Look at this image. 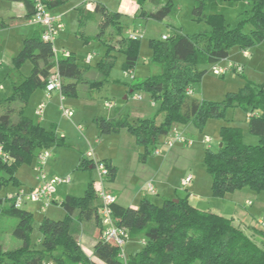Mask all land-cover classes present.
Segmentation results:
<instances>
[{
    "label": "trees",
    "instance_id": "trees-1",
    "mask_svg": "<svg viewBox=\"0 0 264 264\" xmlns=\"http://www.w3.org/2000/svg\"><path fill=\"white\" fill-rule=\"evenodd\" d=\"M12 1L24 2L26 20L29 21L35 13L33 1L1 0V3ZM43 1L50 9H55L70 0ZM147 1L137 0L139 9L136 17L147 16ZM151 1L158 7L150 15L164 20L171 12L172 1L165 4H160L159 0ZM225 1L246 2L249 5L236 27H231L223 14H205L207 0H196L193 13L210 24V32L195 37L177 32L169 35L167 40H150L152 61L160 65L162 71L142 82L133 83L130 89L132 92L147 91L159 104L154 117L137 121L129 116L94 119L104 133L127 129L143 149L140 158L146 162L152 153L151 147L157 146L175 124L193 121L203 126L210 118L224 117L227 109L233 107L251 111L248 130L259 138L257 144L245 143L240 127L223 125L220 129L223 145L217 151L207 149L205 152L204 163L212 176L214 197H224L243 188L264 193V84L250 81L239 91L229 93L223 102L199 100L187 94L188 88L193 89L192 83L201 81L205 76L207 69L203 66L226 60L235 47L248 51L264 42V0ZM78 10L81 11L82 28L89 20L99 17L101 31L98 37L114 47L103 37L108 28H115L113 30L120 35V18L124 14L108 10L102 3H97L93 14L81 6ZM140 40H121L126 54V70L133 69L138 63L135 50ZM54 56L52 44L43 40L42 28L38 26L30 37L23 40L21 51L13 58L15 67L21 68L30 60L33 68L21 83L13 85L11 96L0 100V111L4 110L0 112V144L9 155L7 162L0 159V190L11 183H18L15 174L19 165L31 163L44 149L66 145L64 138L56 137L52 131L23 115L32 94L39 88L45 89L51 70L58 67L65 95H77L79 83L94 89L105 81L85 77L89 67L77 62L72 53L59 55L57 62L51 61ZM113 64L110 53L98 62L105 79ZM104 161L110 169L108 179L114 180L117 167ZM82 164L94 168L92 162L85 158ZM61 205L66 211L63 219L47 216L42 219V247L37 249L30 244L33 213L15 207L7 197H0V212L18 219L13 235L22 241V245L14 249L5 250L0 245V264H45L48 261L54 264H99L85 253L77 234L81 224L92 223L100 232L103 229L100 217L102 201L94 183L89 184L83 196L68 195ZM111 208L119 224L127 229L129 238L140 239L145 244L124 261L119 257L120 249L116 245L99 239L94 246V254L105 264H264V227H241L232 218L201 210L190 203L188 193L178 192L174 199H165L161 204L143 198L137 208L115 201Z\"/></svg>",
    "mask_w": 264,
    "mask_h": 264
},
{
    "label": "rangeland",
    "instance_id": "rangeland-1",
    "mask_svg": "<svg viewBox=\"0 0 264 264\" xmlns=\"http://www.w3.org/2000/svg\"><path fill=\"white\" fill-rule=\"evenodd\" d=\"M84 1L92 2L89 0H70L62 8V12L69 11L62 13L65 29L55 42V46L61 53L60 55L63 56L72 53L77 62L91 67L93 72H100L98 62L110 53L112 59H114V64L110 69L109 75L103 84L93 89L89 98L82 91L78 96L65 95V104H69L73 109L74 115L72 119H68L62 114L60 110V95L57 92L50 99L43 97L42 93L31 97L25 109L27 115L31 116L35 121H39L41 116L37 114L36 109L40 104V100L43 99L42 101L46 102L45 116L55 121L59 128L62 127L60 128L62 131L68 133L66 145H56L50 148L53 157L44 166L45 172L49 176H70L72 179L70 183H62L57 186L55 196L58 202L60 199H65L67 195L83 196L90 183H94L95 186L100 185L97 171L90 169L89 166L86 167L81 161L82 158H86L87 151L92 147L96 156V149L98 148L100 155H112V159H115L114 166L121 168L118 184L120 185V189L125 188L127 191L125 192L126 194L131 192L134 185L139 183V180L145 177L148 172L154 174L156 171L162 177V181L167 182V187L173 188V194L170 196V199H174L177 196V189V193H186L185 188L179 185L184 177L192 174L194 178L191 184L195 186L196 193L200 194V198H196L197 200H195L196 194L193 193L195 190H190L192 191L190 198L193 203L199 202V207H211L212 209L216 207L217 209H222V207L225 208L224 206H227L228 208L227 200L236 198L242 206L245 205L244 203L247 199L252 200L253 205H247L246 207L249 210L254 208L255 203L264 199V193L260 195L257 191L243 188L228 193L227 199L214 197L212 195V176L204 163V156L207 149L217 151L220 148L222 143L220 129L223 125L240 127L244 132V141L247 144H257L259 142V138L250 134L248 130V116L251 114V111H247L242 107H233L227 109L224 117L210 118L205 121L203 126H199L193 121L179 124L176 130L187 139L192 140V144L187 145L179 142L173 147H168L165 141L169 135H166L157 146L151 147L152 153L147 157L149 160L148 163L140 158V153L143 152L142 148H138L137 155L134 153L132 146L127 141L126 136L128 134L125 133L126 131L122 129L119 132L108 134L102 132L99 127L97 129L95 126L96 123H94L96 117L114 119L120 116H129L134 121L140 119L135 113L139 112V108L149 101V93L145 90L131 92V85L142 82L146 78L157 75L162 71V67L152 61L153 50L150 47V40H163L164 35H172L177 32L195 37L212 30L208 22L200 20L194 15L193 10L196 5V0H159L160 4L172 1L171 12L162 21L150 15V12H153L158 5L148 0L145 4L147 11L146 17H136L130 13L124 14L120 18V25L122 27L120 35L113 30L115 28H108L106 30L103 38L112 42L114 47L109 46L98 37L101 31L98 26L99 17L89 20L85 29L80 25L81 11L77 9V5ZM123 1L126 2L129 9L133 7L130 0ZM112 2L109 3V7L112 5ZM248 8L246 2L207 0L204 11L207 15L223 14L231 27H236L242 20V14ZM136 27H139L142 32V38L135 50L138 56V63L133 69L126 70L124 68L126 54L121 47V40H129V30L136 29ZM33 29L34 27L25 25L19 27V29L8 30L0 34V61L2 62V66L0 67V86L2 85L4 87V89H0V100L6 99L13 94L12 77L15 75L20 76V74L24 77L31 73L33 68L32 62L28 60L21 68H17L13 62V55H18V36L22 33L28 34ZM261 44H257L248 50L252 54L250 59L247 60L241 55L245 64V71L242 74L230 71L221 77L213 72V66L216 63L203 66L207 69V72L201 81L192 83L194 93L191 97L199 100L223 102L229 93L239 91L248 82L255 81L253 83H261L264 79V44ZM90 54L93 55V59L87 61ZM132 75L135 76L134 80L132 79ZM134 96L141 97V99L136 100ZM107 102H110L112 107H107ZM152 102L157 105L156 101L152 100ZM158 105L157 107H150L148 109L149 117L156 115ZM2 111L4 110L0 112ZM79 125L83 128L82 131L78 129ZM55 131L53 129V133L58 134ZM97 132H99L98 134L100 136L98 139L102 143H94ZM207 137L211 139L210 143L205 142ZM88 141H92L91 144ZM156 147L162 150L161 154L157 155L154 153ZM168 153H171V156L165 166L162 167L163 158ZM39 154L31 163L19 165L15 174L18 178V183H11L2 188L0 190V197H7L19 185L30 187L36 184V176L39 173L38 167L40 165ZM107 159H109L108 161L111 160V158ZM146 163L147 165H145ZM133 172L140 173L136 180L130 179ZM115 179L109 180L107 178L105 185L109 186ZM152 183L157 187V184L155 185L153 181ZM158 186L162 189L163 196H154L152 200L154 203L160 204L165 197L166 191L164 184ZM58 202L57 204L55 203L56 207L52 208L54 211L62 210L63 217H59L63 219L65 217L64 208L60 209V207H57ZM23 209H29L34 213L30 244L32 248L40 249L42 247L40 242V238L42 237L40 224L42 219L48 216V214L40 211L37 205L33 203L25 204ZM11 220L12 226L15 227L18 219L11 217ZM2 241H4L5 247L10 249L22 245V241L16 237H13V243L8 244L5 238H2ZM124 247L125 253L128 255L131 252L141 250L143 244L138 239H129Z\"/></svg>",
    "mask_w": 264,
    "mask_h": 264
},
{
    "label": "crops",
    "instance_id": "crops-1",
    "mask_svg": "<svg viewBox=\"0 0 264 264\" xmlns=\"http://www.w3.org/2000/svg\"><path fill=\"white\" fill-rule=\"evenodd\" d=\"M109 1L110 2L114 1V2H112V5L110 7L108 6L109 3H110ZM130 1L133 4V7H131L130 9L127 7L126 2H124L123 0H94V2H86V1H84V2H81V3H79L77 5L78 6L77 9L81 6V7H84L86 11H88L91 14H93L95 12V10H96L97 3H102L110 11H118L121 14H128V13H130L131 15L134 16L138 12L139 5L136 2V0H130ZM66 4L65 5H62V6H59V7L55 8V9H50V10L52 12L58 13V14L65 13V12H67L69 10H66V11H63V12L61 10H62V8H64L66 6ZM248 7H249V5H248ZM26 15H27V9H26V6H25L24 2H22V1H12L10 3L2 4L1 3V0H0V34L1 33H4L5 31H8V30L10 31V30H13V29H19V27H22V26H25V25L34 27L33 31H31L30 33H28V34H23L22 33V34H20L18 36V41H17V46H18L17 48L19 50L18 53L22 49L23 40L25 38H27V37H30L34 33L35 29H37V27H38L37 25H31L29 23V21L26 20ZM83 29H85V27H83ZM136 29H140V28L139 27H136ZM130 30H135V29H130ZM130 30H129V33H130ZM141 35H142V32H141ZM141 38H142V36H141ZM262 44H264V42H262ZM233 49H231L229 57L226 60L221 61L220 63H224V61L231 60V61H233L235 63L241 64L244 67L245 64H244V60L242 59V56L245 59L248 60L252 56L251 52L248 51L249 55L248 56H245L243 54V49H240L239 47H235ZM60 54L61 53L59 52V55ZM90 55H92V54H90ZM13 56L15 57L16 55H13ZM55 59L56 58L54 56L51 59V61L52 60L53 61H56ZM92 59H93V55H92ZM41 64H43V63H41ZM244 71H245V67H244ZM25 77H27V76H24L23 77L22 74H20V76L19 75L18 76L15 75L14 77H12L13 85L14 84L21 83ZM85 77H87V78H89L91 80H94V81L106 80L105 79V76L103 75V73L101 71L100 72H97V71H94L93 72L92 69H91V67H89V69L86 71ZM0 79H1V75H0ZM253 82H255V81H253ZM261 83L264 84V79H263V81ZM82 85H84V86L82 87ZM0 89H4V87L1 85L0 86ZM81 91L83 93H85L86 96L89 98L91 96V93H92L93 89H91L90 86L87 85V84H81V83H79L78 84V93H77V95H74V96L80 95ZM39 93H42L43 97H47V93H46V90L44 88L37 89L32 94L31 97L36 96V95H39ZM193 93H194V88H193ZM148 97H149V101L145 105H142L139 108V112L135 113L136 116L139 117L140 119L150 118L149 117V111H148V109H150V107H157L156 104L153 105L154 102H152V98H151L150 94H148ZM42 100L43 99L40 100V104L42 102H44ZM67 105L70 106L69 104H67ZM37 109H36V111H37ZM23 115H24V117H27L30 121H32V122H34V123H36V124L44 127L47 130H50V131L52 130V132H53V129L56 130L58 132V134L54 133L56 135V137L64 138V143L67 144V139H68V135L67 134L68 133H66V131H62L60 129L62 127L59 128L57 126V124L55 123V121H53L52 119H50L48 116H45V108H44L42 114L40 115L41 117H40V120L39 121H35L31 116L27 115V113L25 112V110L23 112ZM178 125L179 124H175L174 125V129H176L178 127ZM95 126L98 129V126L96 124H95ZM123 131H126L125 133L128 134V135L125 134V135H127L126 136L127 137V141L129 143V145L132 146V148L134 150V153L137 155L138 148H140V147L137 145L135 137L133 135H131L127 129H123ZM98 133L99 132H97V134H95L96 140L94 141V143H100V142L102 143V141H100V139H98V137H100ZM88 142H89V144H91L92 141H88ZM96 152H97V157L99 159L107 160L108 161L109 159H107V158H111V160L109 162L114 166V160L115 159H112L113 158L112 155H107V156L106 155H100L99 154L100 150L98 148L96 149ZM138 154H139V152H138ZM170 154L168 153V154H166L164 156L163 162L161 164L162 167H164L165 164L168 162V160H169V158L171 156ZM81 161H83V158H82ZM146 162L148 163L149 160L147 159ZM147 163L145 165H147ZM90 169H94V168H91V166H90ZM138 174H140V173H136V172L134 173L133 172L132 173V176H130V179L131 180H133V179L136 180L137 177H138ZM120 175H121V168H118L117 167V173H116V177H115L116 179H115V181H113L109 186L106 185V188L112 194H114L116 196V202L119 203V204H121V205L128 206V207H133V208H137L138 205H139V203H140V201L143 198H148V199L152 200V197H154V196H160V197H162L163 196L162 195V189L158 186V185L161 186V184H164L165 191H166V193L164 195L165 197H164L163 201L165 199H170V196H172V194H173V188L172 187L171 188L170 187H167V182L162 181V179H161L162 177H160V175L156 171H155L154 174L151 173V172H148L145 177H143V178H141V180H139V183H137L136 185H134L133 189L128 194L125 193V192H127L125 190V188L124 189L123 188L120 189V185L118 184L119 183V180H120L119 179L120 178ZM125 176H127V175H125ZM36 178H37V176H36ZM152 181L155 183V185L157 184V187L154 186L155 187V191L154 192H148V190H147V184L149 182H152ZM38 185H39V180L37 179V182H36L35 185H32L30 187H25L24 185H19V187L16 188L12 192L17 191L20 188L33 189V188H36ZM181 185L182 184L180 183L179 186H181ZM95 187L97 188L98 186H95ZM187 187H185V190H186V193L189 194V201H190V203L192 205L198 207L201 210L213 211V212L219 213V214H221V215H223L225 217L232 218L235 221V223L238 224V225H240L241 227H250V226L255 227L256 225L259 226L258 222L260 220H264V199H262V200L258 201L257 203H255V207L254 208H251L250 210L246 206L248 205L247 202L248 201H252V200L247 199L245 201V203H244L245 205L242 206L241 203H239L238 199H236V198H234V199H228L227 200L228 208H227V206H224L225 208L222 207V209H217L216 207L213 208V209L211 207H199V205H198L199 202L198 203H193L192 200H191V198H190V194H192L191 193L192 191H190V190H195V186L192 185V184L191 185L189 184ZM177 190H176V194H177ZM56 193H57V191H56ZM193 193L196 194L195 195V200H197L196 198H200V194L196 193V190L193 191ZM260 195H262V193H260ZM227 196H228V194H226L222 198L223 199H227L228 198ZM63 200L64 199H60V201L58 202L57 197L54 196L53 203L45 211H42L41 204L40 203H33V202H28V203L36 204L37 207H38V209L40 211H42L43 213H47L48 214L47 217H50V218L56 219V220H60L59 218L62 219V217H63L62 210L54 211L52 207H56L55 206V203L57 204V202H58V206L57 207H60V209H63V207L61 205V202ZM28 203H26V204H28ZM28 211H30V210L28 209ZM31 213H33V212H31ZM64 214H66L65 213V210H64ZM59 216H62V217H59ZM77 226H78V224H77ZM85 226L87 227V229H86ZM14 228L15 227L12 226L11 217L10 216H7V215H3L0 212V238H1L0 239V245H2V247L5 250H8L10 248L5 247L4 241H2V238H5L7 240V242H8V244L9 243H13V237H15L13 235ZM77 234H78L79 242H80L83 250L85 251V253L93 261H95V262H97L99 264H105L102 261H100L95 256V254H94V246L97 243V241L99 239H101V232H100V230L94 224H92V223L81 224V226H80V232H78ZM40 242H41V238H40ZM141 242H142V244L144 246L145 242L144 241H141ZM139 251L140 250L135 251V252H131V253L128 254V256L129 255H132V254H136ZM45 264H54V263L52 261H48Z\"/></svg>",
    "mask_w": 264,
    "mask_h": 264
},
{
    "label": "built area",
    "instance_id": "built-area-1",
    "mask_svg": "<svg viewBox=\"0 0 264 264\" xmlns=\"http://www.w3.org/2000/svg\"><path fill=\"white\" fill-rule=\"evenodd\" d=\"M34 3L35 13L30 18L29 23L33 25L40 26L42 28V38L45 42L51 43L53 46V52L55 54V60L58 61L59 51L55 46V42L58 40L59 36L65 29V23L63 21L62 14L54 13L50 10V8L44 3L43 0H32ZM94 2L93 0H89ZM141 30L135 29L130 30L129 38L137 39L141 38ZM169 35H164L163 39L167 40ZM243 54L248 56L249 53L247 50H243ZM92 59V55H89L87 60L90 61ZM2 66V62L0 61V67ZM230 71H235L237 73H242L244 71V67L241 64L235 63L231 60L224 61V63H217L213 66V72L218 76H224ZM132 79H135V76L132 75ZM2 88V87H1ZM47 98H51L52 95L57 92L60 95V110L62 114L68 119H72L73 117V109L65 104V94L63 93V81L62 76L58 70V67L55 66L52 69L50 76L47 81V85L45 87ZM187 94L193 95V89L188 88ZM134 99L140 100L141 97L134 96ZM155 105V103H153ZM107 107H112L110 102L106 103ZM46 107V102H42L38 109L37 113L39 115L42 114L44 108ZM252 114V113H251ZM250 114V115H251ZM249 115V116H250ZM79 130H83V128L79 125ZM169 137L166 139L165 144L168 147H173L175 144L181 142L187 145L192 144V140L187 139L183 134H181L178 130L173 129L169 134ZM206 143H210L211 139L207 137L205 139ZM155 154L159 155L162 153V150L156 148ZM53 156L52 151L50 149H44L40 154V165L38 167V175L37 179L39 180V185L33 189L20 188L15 192L10 193L7 198L14 202L15 207L23 208V206L28 202L40 203L42 211H45L54 201V196L57 191V186L62 183H70V176H49L48 173L45 172L44 166L47 161ZM0 159L2 161L7 162L9 160L8 153L4 150L3 145L0 144ZM87 161L92 162L94 169L97 171L100 185L97 187V192L100 200L102 201V206L100 208V217L103 225V229L101 231V239L110 243H113L120 249L119 257L126 261L128 255H126L124 246L127 243L129 238V233L127 229L119 224L118 219L113 214V210L111 208V204L116 201V196L112 194L106 188V179L110 175V169L107 163L99 159L93 148L86 153ZM194 176L192 174H188L181 181L182 187H187L192 183ZM148 192H154L155 187L152 182L147 184ZM248 205H252V201L247 202ZM258 224L264 227V220H260Z\"/></svg>",
    "mask_w": 264,
    "mask_h": 264
},
{
    "label": "water",
    "instance_id": "water-1",
    "mask_svg": "<svg viewBox=\"0 0 264 264\" xmlns=\"http://www.w3.org/2000/svg\"><path fill=\"white\" fill-rule=\"evenodd\" d=\"M223 145V143H221V146ZM91 168H93L92 166H91Z\"/></svg>",
    "mask_w": 264,
    "mask_h": 264
}]
</instances>
